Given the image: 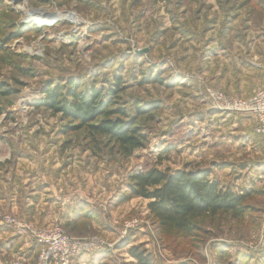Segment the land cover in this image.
<instances>
[{"label":"rangeland","instance_id":"obj_1","mask_svg":"<svg viewBox=\"0 0 264 264\" xmlns=\"http://www.w3.org/2000/svg\"><path fill=\"white\" fill-rule=\"evenodd\" d=\"M26 3L54 15L71 12L81 22H58L54 17L51 25L39 28L20 12L21 0H0V160H4L0 173L20 161L28 172L48 181L57 168L63 191L72 192L75 186L84 195L77 214L81 217L57 224L71 237H95L109 248L76 259H89V264H138L129 249L139 247L152 264H240L241 255L245 264H264V167L259 173L246 171V164L264 160V152L257 154L242 141L234 145L236 139L227 140L238 138L234 128L244 131V120L249 119L216 110L207 96L208 90H215L247 98L257 88L227 93L210 85L205 75L224 55H229L235 73L243 59L257 67L255 60L264 47V0ZM117 78L123 86L122 106L129 113L136 106L158 107L151 119H140L147 143L130 157L106 147L103 139L86 147L82 131L65 133L69 122L34 106L49 84L78 82L85 88L108 90ZM230 120L237 121L234 128L226 125ZM228 166L230 173L223 175L221 169ZM150 169L207 170L211 181L219 175L224 180L220 186L247 196L248 215L242 223L224 216L212 223L203 221L199 243L173 244L157 231L148 202L128 198L130 176ZM7 216L11 215H0V222ZM130 220L139 227L122 237ZM217 248L223 249L220 255ZM14 252L4 258H20Z\"/></svg>","mask_w":264,"mask_h":264},{"label":"trees","instance_id":"obj_2","mask_svg":"<svg viewBox=\"0 0 264 264\" xmlns=\"http://www.w3.org/2000/svg\"><path fill=\"white\" fill-rule=\"evenodd\" d=\"M262 7L259 6L260 10ZM122 93L119 78L108 90L85 88L78 82H67L62 86L49 84L34 106L60 115L62 120L69 122L65 133L82 131L87 141L86 147L98 145V140L103 139L106 147L115 148L122 157H130L147 143V136L139 125L140 119H151L158 107L136 106L131 114L122 106ZM209 173L200 169H150L138 172L130 176L128 198H142L148 202L147 210L163 238L178 246H195L202 238L203 221L212 223L214 219L224 216L242 223L248 215L244 205L247 196L211 181ZM80 217L77 215L70 220L75 221ZM216 252L220 255L223 249L217 248ZM129 254L138 264H152L139 247H131ZM246 261L241 255L240 264Z\"/></svg>","mask_w":264,"mask_h":264},{"label":"crops","instance_id":"obj_3","mask_svg":"<svg viewBox=\"0 0 264 264\" xmlns=\"http://www.w3.org/2000/svg\"><path fill=\"white\" fill-rule=\"evenodd\" d=\"M260 51L263 53L255 60L257 67L251 68L250 59H243L239 61L240 64L237 65L240 70L238 73L231 70L233 63L231 64V60L228 59L229 55H224L221 61L222 63L220 62L217 65L218 69L214 67L212 73H205L206 77H208V79L206 78L207 81L210 85L218 87L227 93H233L243 88H257V90L253 89L254 91H249L246 97L251 96L259 90H264V47L261 48ZM247 57H250V54L247 55ZM253 75L255 77H253ZM255 78L256 80H253ZM238 118L249 119L244 120L247 123V127L242 131L239 128H234L237 124L236 120H230L229 122L225 121L227 122L226 125H231V127L234 128V134L239 135L238 138H234L233 136L227 137V140L236 139L234 145H239L240 141H242L246 143L244 145L245 147L249 148L250 146V149L257 152V154H263L264 148L262 146H264V143L261 142L263 139L255 133V120L253 121V119L251 120L250 117L247 116L235 115V119ZM229 143L231 142L227 144L230 145ZM2 162H4V160H0V163ZM15 165L16 166L10 168L6 173H0V215H11L13 217L25 219L36 226H46L57 223V220L60 223H64L81 211L84 195L76 191L74 188L75 186L72 187V192L66 193L63 191V185H61V179H59L60 176L57 173V168L50 172L51 175L48 181H42L34 172L29 171V173L27 168L23 167L24 164H21L20 161ZM246 165V171L252 169L259 173L263 170L264 160H255ZM230 168V166L224 167L221 169L224 170L221 171V173L227 172L229 174V171H231ZM218 174H220V172ZM214 178L215 179H212L219 184L224 181L219 175ZM239 180L242 181V179ZM245 181L244 178L242 181L244 184L242 185H245ZM247 183L249 184L250 182ZM0 238L2 239V245L0 246V251L2 249V253H0V264H4V262L7 261L8 258H4L6 253L11 254L13 251L18 252L15 256L26 260L28 263L35 259L36 246L34 243L32 241L28 242L17 236L13 228L6 226L2 222H0ZM29 244L30 246H28ZM28 247L31 248L29 249ZM4 249H7V252H4ZM12 256L14 255L12 254ZM72 264H89V259H76Z\"/></svg>","mask_w":264,"mask_h":264},{"label":"built area","instance_id":"obj_4","mask_svg":"<svg viewBox=\"0 0 264 264\" xmlns=\"http://www.w3.org/2000/svg\"><path fill=\"white\" fill-rule=\"evenodd\" d=\"M207 96L212 106L222 113L252 117L256 122L255 133L264 141V90L247 98L227 96L215 90H208ZM3 221L14 229L17 236L30 239L36 246V257L32 262L16 258L4 264H72L81 255L109 248L108 244L95 237H71L57 223L36 226L12 216L5 217ZM138 227L136 220L126 222L121 236L126 237Z\"/></svg>","mask_w":264,"mask_h":264},{"label":"bare ground","instance_id":"obj_5","mask_svg":"<svg viewBox=\"0 0 264 264\" xmlns=\"http://www.w3.org/2000/svg\"><path fill=\"white\" fill-rule=\"evenodd\" d=\"M19 0H9V2H15ZM24 5L20 8V12L27 18H30L32 22L35 23V25L39 28L45 27L47 25H51V21L53 20L54 17H56V21L58 22H69V23H78L81 22L78 17H75V15L71 12H66L61 15H54L47 11V9L43 8H31L26 5V0H21ZM31 4V2H29ZM33 5V3H32ZM31 6V5H30ZM23 17V16H22ZM24 18V17H23ZM73 18V19H72Z\"/></svg>","mask_w":264,"mask_h":264},{"label":"water","instance_id":"obj_6","mask_svg":"<svg viewBox=\"0 0 264 264\" xmlns=\"http://www.w3.org/2000/svg\"><path fill=\"white\" fill-rule=\"evenodd\" d=\"M145 52H146V50H143V51H140L139 54H143V53H145Z\"/></svg>","mask_w":264,"mask_h":264}]
</instances>
